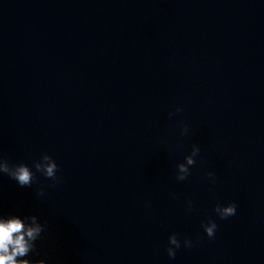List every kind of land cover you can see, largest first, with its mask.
<instances>
[{"label":"water","instance_id":"1","mask_svg":"<svg viewBox=\"0 0 264 264\" xmlns=\"http://www.w3.org/2000/svg\"><path fill=\"white\" fill-rule=\"evenodd\" d=\"M42 154L55 187L0 176V213L46 222L33 259L264 264V0H0V156Z\"/></svg>","mask_w":264,"mask_h":264},{"label":"clouds","instance_id":"2","mask_svg":"<svg viewBox=\"0 0 264 264\" xmlns=\"http://www.w3.org/2000/svg\"><path fill=\"white\" fill-rule=\"evenodd\" d=\"M177 107L175 112H180ZM174 113L169 112L171 118ZM188 132L186 125L181 126L179 134L181 136ZM162 143H167L162 140ZM200 148L193 144L190 152L184 156L183 162L176 164L175 179L184 181L190 174L191 167L196 163V158L199 157ZM59 166L56 161L48 154H42L38 160H34L29 166L23 162L10 163L5 157L0 156V176L6 175L10 180L14 181L17 187L30 188L38 183L37 173L51 181L49 188L55 187L59 183L57 173ZM206 178L210 183H215V177L212 172L206 174ZM37 197L45 196V188L43 186L36 189ZM175 199V196L172 197ZM186 210L192 211V201L186 200ZM213 212L220 219L232 217L237 212L235 202H229L225 205L216 204L213 207ZM201 228L204 234L209 238H213L217 229V224L214 220L208 219L207 222H201ZM47 231L46 222H41L35 214L24 215L15 213H0V264H48V258L33 259L39 256L37 242L43 239V234ZM183 247L191 248L194 242L185 237L183 239ZM181 248V241L175 233L168 236L167 247L165 251L170 260H174L176 252Z\"/></svg>","mask_w":264,"mask_h":264}]
</instances>
